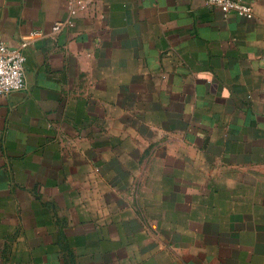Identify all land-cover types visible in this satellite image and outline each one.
Returning a JSON list of instances; mask_svg holds the SVG:
<instances>
[{
    "label": "crops",
    "instance_id": "0c3cea01",
    "mask_svg": "<svg viewBox=\"0 0 264 264\" xmlns=\"http://www.w3.org/2000/svg\"><path fill=\"white\" fill-rule=\"evenodd\" d=\"M0 0V264H264V0Z\"/></svg>",
    "mask_w": 264,
    "mask_h": 264
},
{
    "label": "built area",
    "instance_id": "2783aa9c",
    "mask_svg": "<svg viewBox=\"0 0 264 264\" xmlns=\"http://www.w3.org/2000/svg\"><path fill=\"white\" fill-rule=\"evenodd\" d=\"M206 2L210 6L218 7L224 14L236 12L240 17L254 18L253 7L246 0H206ZM76 6L84 7L85 3L79 0L72 8L73 12ZM22 47L12 48L5 42H0V95L25 90L27 87L26 56Z\"/></svg>",
    "mask_w": 264,
    "mask_h": 264
}]
</instances>
